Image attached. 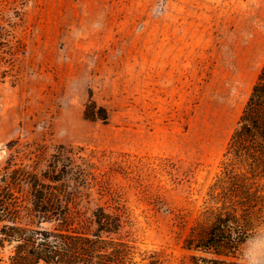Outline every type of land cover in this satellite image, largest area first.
<instances>
[{
    "label": "rangeland",
    "instance_id": "rangeland-1",
    "mask_svg": "<svg viewBox=\"0 0 264 264\" xmlns=\"http://www.w3.org/2000/svg\"><path fill=\"white\" fill-rule=\"evenodd\" d=\"M263 63L264 0H0V185L7 166L93 168L138 263L188 262ZM238 262L264 264V226Z\"/></svg>",
    "mask_w": 264,
    "mask_h": 264
},
{
    "label": "trees",
    "instance_id": "trees-1",
    "mask_svg": "<svg viewBox=\"0 0 264 264\" xmlns=\"http://www.w3.org/2000/svg\"><path fill=\"white\" fill-rule=\"evenodd\" d=\"M219 168L183 239L188 262L179 264H241L242 246L264 226V63ZM92 170L61 159L44 174L5 168L0 264H140L130 213ZM152 254L146 264H173Z\"/></svg>",
    "mask_w": 264,
    "mask_h": 264
}]
</instances>
